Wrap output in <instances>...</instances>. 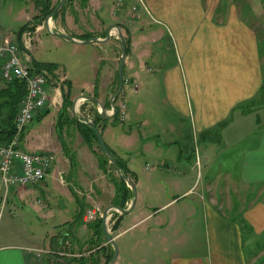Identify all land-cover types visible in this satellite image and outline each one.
<instances>
[{
  "label": "crops",
  "instance_id": "obj_1",
  "mask_svg": "<svg viewBox=\"0 0 264 264\" xmlns=\"http://www.w3.org/2000/svg\"><path fill=\"white\" fill-rule=\"evenodd\" d=\"M59 2L36 0L32 29L43 27H36V19L40 21L46 6L54 7ZM140 2L151 16L140 22V27L151 22L146 32H140L139 27L131 29L126 21L119 20L121 8L128 11V7L120 3L111 6L104 0H71L65 12L63 10L53 20L58 32L77 41L74 42L76 49L92 47L94 58L90 69L97 82L90 84L87 80L76 85L69 73H60V63L49 62L57 75L52 77L58 83H50L49 103L37 119L49 116L51 109L57 112L58 130L51 134L54 144L48 150L38 132L41 124L31 123L21 136L19 150L25 153L54 151L59 160H54L42 184L10 191L0 228V264H108L113 254L104 234V223L99 226L100 218L88 222L86 213L93 206L106 212L125 200L128 208L133 193L127 185L126 195L116 198L120 177L98 147L95 133L75 119L72 109L81 96H90L103 104L107 114H112L111 98L119 88L122 55L116 27L122 30L125 40L128 39L126 76L116 105L120 108L133 95L135 103L129 108V123L132 124L135 112L139 129L153 127L146 144L141 130L137 132L145 151L156 146L167 154L153 174L140 179L132 171L133 165L113 153L137 185L138 199L131 213L137 212L140 216L126 226L122 225L123 216H117L118 230L114 231L118 233L114 239L119 246V257L116 264L148 263L142 252L143 244L131 236L138 225L147 220L154 221L151 230L155 239L151 248L166 247L168 256L160 259L163 253H155V260L150 264H160L156 263L158 261L164 264H254L255 258H259L247 255L246 249L255 237L264 235V101L245 113L237 108L259 101L264 89V29L261 32L257 27L264 25V0ZM222 6L225 7L220 10ZM109 20H115L116 24L109 26ZM19 36L7 38L16 42ZM109 36L107 42L82 43L93 38L105 41ZM31 62L33 67L30 68L37 73L39 63L33 57ZM77 65L84 75L88 66ZM100 65L102 70L98 71ZM8 86L0 79V133L9 131L15 121L11 119V111L5 110L3 105L1 92ZM78 106L82 111L97 112V104L91 101H79ZM150 113L153 118H149ZM15 115L16 112L14 118ZM186 121L189 140L194 143L201 138L203 141L194 151L195 166L198 165L200 172L187 189L186 163L191 165V161L186 159ZM95 125L109 142L116 141L118 131L114 118H97ZM158 125L161 131L155 130ZM7 136L0 135V143L6 142ZM219 168L222 173L205 181L202 192L197 193L194 188L198 180H203L204 169L210 172ZM181 169H184L181 175L169 172ZM54 176L73 189L79 198L72 220H56V212L45 204L46 190ZM223 180L227 186L234 185L236 192L228 189L227 196H217ZM238 185L248 194L237 197V209L232 194H242ZM173 186L180 192L173 195L170 191ZM252 191L256 195L249 197ZM0 194H4L1 187ZM192 196H196L193 202ZM48 220H53L52 229ZM201 234L205 251L186 253L187 249L197 248Z\"/></svg>",
  "mask_w": 264,
  "mask_h": 264
},
{
  "label": "rangeland",
  "instance_id": "obj_2",
  "mask_svg": "<svg viewBox=\"0 0 264 264\" xmlns=\"http://www.w3.org/2000/svg\"><path fill=\"white\" fill-rule=\"evenodd\" d=\"M36 0H0V31L2 34H5L6 37L10 36L12 39H16L18 35L21 33L24 26L28 24V19L26 20V17H30V20H35V12H36ZM61 1V0H60ZM106 2H110V5L114 4L115 6L117 4H121L123 7H128V11L121 8L122 12L121 17L119 18L120 21H126L127 25L132 29L133 27L140 29V32L143 30L148 31L150 27L152 26L151 22L147 24L145 27H140V22L144 19L149 20L151 16L147 15L144 8L142 7L143 2H140V0H104ZM226 1L227 3L232 2L233 0H222ZM60 3V2H59ZM68 4V3H67ZM66 4V5H67ZM225 7V6H224ZM223 6L220 8V10H223ZM66 9V6L65 8ZM63 9V10H64ZM112 10V8H111ZM65 12V10L63 11ZM62 14V13H61ZM60 14V15H61ZM110 14V12H108ZM99 16L102 15V12L99 11ZM105 15V14H104ZM153 16H156L153 14ZM109 18V17H108ZM111 18V17H110ZM129 18V19H128ZM56 19V18H55ZM130 20V21H129ZM108 23L109 26H113L116 23L109 20ZM108 22V21H107ZM130 23V24H129ZM45 23H43V26ZM261 32L264 29V25H258ZM264 34V33H263ZM128 41V39L126 40ZM126 45L128 46V42H126ZM263 45V44H262ZM76 45H74L73 42L68 41L66 39H62L60 37H55L51 35L46 27L36 34L34 36V44L31 50V56L33 57L34 61L39 64H43L46 66H51L52 64L49 63L50 61H57L60 63L61 68L57 65V67L60 69V73L64 75L65 73H69L70 77H74V84L78 85L82 81H90V84H95L97 82L96 75L92 69H90V63L94 58V54L92 53V47L90 45H86L83 47H79L81 49H76ZM263 51V50H262ZM26 65L29 67H33L32 63L28 64L26 63V60L24 61ZM77 63H81V66L85 65L86 69L84 75L80 73L78 70ZM150 63V62H149ZM53 67V66H52ZM150 67V64H149ZM120 68V67H119ZM67 70V72H66ZM101 65L98 68V71H101ZM69 71V72H68ZM55 73V72H54ZM125 74V71L123 70V77ZM57 77V75H56ZM69 78V76H68ZM74 87V86H73ZM75 88V87H74ZM76 89V88H75ZM82 90L80 91V93ZM130 93V92H129ZM126 105V118L124 122H117V134L115 136L116 141L109 142L105 135L101 132L103 139L106 143V146L108 147L109 151L113 154L115 153L119 158L125 160L130 165H133L132 171L137 173V176L140 179H144L149 174H153L157 167L161 164L162 158L167 156L165 152L158 150L156 146H154V149L149 148L148 152L145 151L144 144H146V137L147 135L150 136V130L152 128H141L139 129V126L136 123L137 115H135V112H133V121L132 124L128 121V113L130 112L129 108L130 106H133L135 103V98L133 95H131L127 100L125 101ZM57 115V112L54 109L50 110V115L47 117L36 119L34 122H32V125H38L41 124L39 127V134L40 137L43 138L44 143H46V148L48 150H51L50 148L54 144V141H52V135L58 130V120L55 122V117ZM153 115L150 113L149 118ZM143 118V116H142ZM144 119V118H143ZM107 122V121H106ZM142 122V119H140V123ZM54 124V125H53ZM156 124V123H155ZM130 125L132 127L130 128ZM157 125V124H156ZM31 126V125H30ZM154 126V125H153ZM162 127L158 125L156 126L155 130L161 131ZM188 122L186 121V159L191 161V165H188L186 163V189L187 185L191 182H195V180L198 178L200 169L197 166H195L196 157L194 152L197 147L203 145V141L200 138L199 142L195 141L193 143V140L187 137L188 134ZM141 130L142 135L145 137L144 144L140 142L141 137L138 136V131ZM114 134V132H113ZM148 136V137H149ZM215 136V135H213ZM127 138V140H126ZM56 140V139H55ZM129 140L131 142H129ZM156 141V140H155ZM98 147H100L98 141L96 140ZM156 144V143H155ZM46 148H42L43 150H47ZM42 150V151H43ZM38 153V152H34ZM53 153L55 156V160H59V156L54 151L48 152ZM103 154V153H102ZM62 155V154H61ZM114 155V154H113ZM211 155H215L212 153ZM120 160V159H119ZM202 170V169H201ZM166 171H168L166 169ZM174 173L176 175H181L184 171V169L181 170H169L170 173ZM64 172L63 174H65ZM204 178L202 181H197L194 190L197 193L202 192V186L205 181H210L214 177L218 176L220 173H222V169H212L210 172H207V170L204 169ZM234 173V172H233ZM117 175V174H116ZM224 175V174H223ZM118 176V175H117ZM178 179V176H176ZM136 184V183H135ZM170 188V186H167ZM140 188V186H139ZM137 189V185H136ZM228 189H231L233 192H236L235 186H227L226 181L223 180L221 185L218 187L217 190V196H221L224 194L223 197L227 196ZM239 193L242 194H232V198H235L236 200H233V203L235 204V207L239 208V202L237 201V197H245L248 193L246 190H242L238 185ZM171 193L177 194L179 193V189L177 186H173L172 190H170ZM46 198L47 202L45 204H48L50 207V211L56 212V220H63V222L72 220L75 211L78 208V197L74 193L73 189L70 190L66 184H63L59 177H52L51 181L49 183V189L46 190ZM182 193V192H181ZM137 195H138V189H137ZM256 195L254 191L251 192V195L249 197ZM196 199V196H192L190 200L192 202ZM45 202V201H44ZM244 202V201H243ZM91 204V202H89ZM188 203L186 202V205ZM94 207V206H93ZM42 214V213H41ZM114 217L112 221H109V229L112 232L113 238L117 236L118 231H114L113 227L116 224V218L119 216V214L114 213ZM139 215L137 214H128L123 216L124 223L123 226L129 225L134 223L139 219ZM20 219H18L17 224H19ZM148 222H144L138 225V227L131 233V236H134L137 241H139L141 244H143V253L144 257L146 259L147 264H150L155 260V253L162 252L163 255L160 259L168 257L166 254V247L163 248L161 246H158L154 249L151 248L153 246L152 242H154L155 236L152 232L151 228L153 226L154 221L147 220ZM53 220H48L47 224L51 226V229L53 227ZM57 224V222H55ZM187 235V234H186ZM199 239V238H198ZM197 248L187 249L186 253H202L205 251V245L203 242V234L200 235V239L197 240ZM155 250V251H154ZM248 253V254H247ZM247 255H256L259 258H255L254 264H264V235L255 237L251 241V246L246 249ZM192 255V254H191ZM249 257V256H248ZM46 258H52V256L46 255ZM49 263V262H47ZM64 264H68L67 262H63ZM160 264H164V262H156Z\"/></svg>",
  "mask_w": 264,
  "mask_h": 264
},
{
  "label": "built area",
  "instance_id": "obj_3",
  "mask_svg": "<svg viewBox=\"0 0 264 264\" xmlns=\"http://www.w3.org/2000/svg\"><path fill=\"white\" fill-rule=\"evenodd\" d=\"M32 22L28 19V29H25L23 35L16 42L0 32V79L7 86L16 81L26 84V93L15 117L13 135L8 142L0 143V187L4 189V194H0V228L10 191L42 184L55 160L52 153H25L19 150L21 136L27 126L47 108L50 83H58V80L53 78L48 71L33 73L24 62L25 60L31 62L34 36L44 29V26L37 27L34 31ZM50 24L55 29L53 21H50ZM80 101L85 102L84 99ZM80 106H78V112L82 118L94 122L96 114L91 111H82ZM126 109L125 104L120 106L121 122L125 121ZM103 214V210L99 206H95L87 211L86 219L88 222H92L98 218L102 219ZM112 217L111 211L108 218Z\"/></svg>",
  "mask_w": 264,
  "mask_h": 264
},
{
  "label": "water",
  "instance_id": "obj_4",
  "mask_svg": "<svg viewBox=\"0 0 264 264\" xmlns=\"http://www.w3.org/2000/svg\"><path fill=\"white\" fill-rule=\"evenodd\" d=\"M68 0H61L59 5L55 8V10L53 11V13L51 15H49L46 19H45V27L47 29V31L55 36V37H60L62 39H66L69 40L71 42H77L74 38H72L69 35H66L64 33H60L58 31H56L54 28H52V26L50 25V20H53L54 18H57L63 11V9L65 8L66 4H67ZM116 29L118 30V38L121 40V49H122V55H121V62H120V68H119V72H118V77H119V88L118 91L112 96L111 98V106L113 109V112L111 115L107 114L106 109L104 108L103 104L90 96H81L75 103L73 109H72V113L74 114L75 119L82 125L87 126L89 128H91L93 130V132L95 133V136L97 138V141L100 145V148L103 152V154L110 160L111 164L113 165V167L115 168L118 176L130 187V189L132 190L133 193V199L131 202V205L128 208H121L119 206H111L106 212H104L103 214V223H104V234L106 237V240L108 241V243L112 246L113 248V257L112 260L109 264H116L118 257H119V246L117 244V242L115 241V239L112 236V233L108 227L109 222H108V216L109 213L111 211H115L116 213H118L120 216H124V215H128L130 214L133 209L136 206L137 203V199H138V195H137V189H136V184L135 182L132 180V178H130L129 176L125 175L119 165L118 160L116 159V157L109 151L108 147L106 146V143L103 139V136L100 132V130L98 129V127L95 125V123L90 122L88 120H85L82 118V116L79 114L78 112V104L80 100H85V101H91L97 104V112L100 116V118L102 120H110L112 118L115 117V115L118 113V107L116 105V100L119 97V95L121 94L122 90H123V86H124V77H123V70H124V66L127 60V45H126V40L124 38V35L122 33V30L119 27H116ZM110 40V36L105 40V41H101L99 38H93L90 40H86L84 42H82L83 44H90V43H102V42H107Z\"/></svg>",
  "mask_w": 264,
  "mask_h": 264
},
{
  "label": "trees",
  "instance_id": "obj_5",
  "mask_svg": "<svg viewBox=\"0 0 264 264\" xmlns=\"http://www.w3.org/2000/svg\"><path fill=\"white\" fill-rule=\"evenodd\" d=\"M70 1L71 0H68V2H70ZM58 5H59V3L56 6H54V7H52L51 4L46 6V8L43 10V14L40 17V21H38L36 19V23H35L36 27L43 25L44 20L49 15H51L53 13V11L55 10V8ZM25 29L27 30L26 26H24V28L22 29V31L20 33V36L23 35V33L25 32ZM127 52H128V46H127ZM36 66L39 69L37 72H41L43 70H46L53 77H56V75H54V70H53L52 66L49 67V66H46V65H43V64H36ZM11 89H14L15 91L11 92ZM1 93H3V96H4L3 100L5 101V103L3 104L4 105V109L5 110L7 109V110L11 111V119L15 120L14 113L16 112V115H17L18 108H19V106L21 104V101H22V99H23V97H24V95L26 93V84L24 82L16 81L13 84L9 85L8 88H6V90L1 92ZM263 101H264V89L261 92V97H260L259 101H256V102L252 103L253 105L250 104L248 106H240L237 109H240V110H242L245 113V112L249 111L251 109V107L260 106L263 103ZM16 115H15V117H16ZM98 118L101 119L100 116H98ZM232 118H233V115L231 116L229 121H231ZM114 120L117 121V122L119 121V110H118V113L115 115ZM229 121H227L222 126V128L225 125H227V123ZM87 129L94 134V132H93V130L91 128L87 127ZM13 132H14V124H13L12 128L9 131L2 132V133H0V135H8L7 137H5V139L7 140L6 142H8V140L11 139V137L13 135ZM6 142H4V143H6ZM119 165H120L122 171H124L123 173L125 175L129 174V172H127V170H125L121 164H119ZM116 185H117V189H118V194H117L116 198H119V197L121 198L122 196L124 197L126 195V193L128 192V190H129L128 187H127V184L121 178H119L118 179V183ZM116 205L125 209L126 208V200L123 203H118V204L116 203ZM102 223H103V220H100V222H99V226L100 227H101ZM113 230H118V224L117 223L113 227ZM112 257H113V254H111L110 259L108 261V264L111 262Z\"/></svg>",
  "mask_w": 264,
  "mask_h": 264
},
{
  "label": "bare ground",
  "instance_id": "obj_6",
  "mask_svg": "<svg viewBox=\"0 0 264 264\" xmlns=\"http://www.w3.org/2000/svg\"><path fill=\"white\" fill-rule=\"evenodd\" d=\"M53 20H55V18H54ZM53 20H50V21H53ZM50 21H49V22H50ZM44 23H45V22H44ZM50 25H51V24H50ZM55 30H56V28H55ZM56 31H57V30H56ZM115 33H117V32H115ZM108 222H109V218H108Z\"/></svg>",
  "mask_w": 264,
  "mask_h": 264
}]
</instances>
